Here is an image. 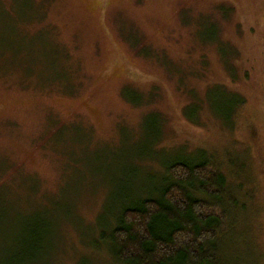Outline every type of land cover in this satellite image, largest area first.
Returning <instances> with one entry per match:
<instances>
[{
	"label": "rangeland",
	"instance_id": "1",
	"mask_svg": "<svg viewBox=\"0 0 264 264\" xmlns=\"http://www.w3.org/2000/svg\"><path fill=\"white\" fill-rule=\"evenodd\" d=\"M195 149L264 225V0H0V264H117L114 213Z\"/></svg>",
	"mask_w": 264,
	"mask_h": 264
},
{
	"label": "trees",
	"instance_id": "2",
	"mask_svg": "<svg viewBox=\"0 0 264 264\" xmlns=\"http://www.w3.org/2000/svg\"><path fill=\"white\" fill-rule=\"evenodd\" d=\"M222 87L229 108L220 118L231 124L244 99ZM228 163L236 173L197 149L158 163L159 185L120 205L98 248L117 264H264L260 207L250 212L253 182H238V166Z\"/></svg>",
	"mask_w": 264,
	"mask_h": 264
}]
</instances>
